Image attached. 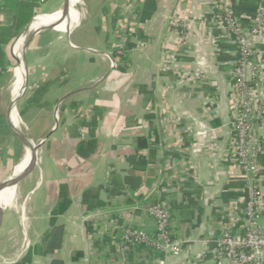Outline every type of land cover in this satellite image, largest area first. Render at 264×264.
I'll list each match as a JSON object with an SVG mask.
<instances>
[{
    "label": "crops",
    "instance_id": "1",
    "mask_svg": "<svg viewBox=\"0 0 264 264\" xmlns=\"http://www.w3.org/2000/svg\"><path fill=\"white\" fill-rule=\"evenodd\" d=\"M261 1L78 0L67 25L32 32L35 24L31 37L24 32L34 18H58L65 0L35 1L21 31L22 0H0V186L16 178L26 146L13 131L43 142L35 170L0 196L10 193L0 206V264H231L213 250L217 239L243 234L250 188L264 231V122L250 148L258 170L244 180L229 148L238 49L220 26L228 7L250 35L257 58L245 77L264 98V33H251ZM21 58L28 86L13 111L28 134L11 122ZM157 204L182 254L143 244L122 258L125 229L156 233Z\"/></svg>",
    "mask_w": 264,
    "mask_h": 264
},
{
    "label": "built area",
    "instance_id": "2",
    "mask_svg": "<svg viewBox=\"0 0 264 264\" xmlns=\"http://www.w3.org/2000/svg\"><path fill=\"white\" fill-rule=\"evenodd\" d=\"M220 26L228 35L235 38V44L240 47L241 61L234 71V86L232 93V137L230 140V157L233 165L241 171V178L251 179L258 170L257 153L250 152L251 147H259L257 138L258 124L264 122V98L257 82H249L245 77V68L255 63L248 46L250 35H246L237 24L232 10L224 9ZM252 34L264 33V0L261 1L258 18ZM121 51L119 55H123ZM118 66L112 62L111 68ZM253 96V97H252ZM259 151V150H258ZM243 211V234L237 236L225 235L216 240L213 250L219 259H227L231 264H260L257 259L264 252V231L262 221V205L256 189L250 188ZM150 214L157 221V231L153 236L127 228L121 235L118 249L121 257L134 247L147 244L156 251L182 254V245L174 239L172 221L169 211L161 204L150 208ZM133 250V249H132Z\"/></svg>",
    "mask_w": 264,
    "mask_h": 264
},
{
    "label": "bare ground",
    "instance_id": "3",
    "mask_svg": "<svg viewBox=\"0 0 264 264\" xmlns=\"http://www.w3.org/2000/svg\"><path fill=\"white\" fill-rule=\"evenodd\" d=\"M73 1V5L75 6L76 5V3H78V0H72ZM73 12V11H72ZM71 16H73V15H71ZM58 18H57V16L54 14V15H52V16H46V15H40V16H38V17H36V19L34 20V22H33V25H32V27H31V30H32V28L35 26V24H36V26L34 27V29L32 30V32H36V31H39V30H41L43 27L45 28V27H47V26H49L50 25V23H52L53 21H55V20H57ZM67 18L65 17L64 19H63V21L64 22H62L64 25H67V20H66ZM72 19V18H71ZM87 20V19H86ZM38 21V22H37ZM70 24V23H69ZM72 24V23H71ZM58 26H61V23H60V25H58ZM57 26V27H58ZM24 39V38H23ZM22 39V41H21V44H20V50H21V54L23 53V49L25 48V46H26V41H27V39H24L23 40ZM29 40V39H28ZM25 50V49H24ZM23 55V54H22ZM23 57V56H22ZM25 58V57H24ZM21 62H20V68H18L17 70H16V73H15V75H16V77H15V79H16V82H15V85H14V87H13V94L15 95V93L17 94L15 97H14V99L12 100V102H15L17 99H19V97L22 95V93H23V90H24V86H25V67H26V60L25 59H23L22 60V58H21V60H20ZM21 69V70H20ZM23 73V74H22ZM23 75H24V83H22V81H23ZM21 84H23L22 86H21ZM21 86V87H20ZM20 88V89H19ZM13 115L11 116V122H12V125H14V126H17L19 123H20V118H19V115H18V113H17V111H13V113H12ZM13 117V118H12ZM13 119H14V121H13ZM17 124H15V123ZM21 124V123H20ZM20 127H21V125H20ZM31 155H32V149H31V147H29L28 145H26L25 146V155H24V158H23V160L21 161V163H20V165L16 168V171H15V176H16V178L13 180V181H11V182H9V183H7L6 185H4V186H2L1 187V189L2 190H4V189H7V188H11L12 189V187H14L16 184H18V181L21 179V177H22V175H23V173L27 170L28 171V169H29V166H30V163H31ZM30 157V158H29ZM28 162V166L25 168V167H22V166H24L26 163ZM24 170V171H23ZM23 171V172H22ZM22 172V173H21ZM18 175V176H17ZM14 190V189H13ZM15 192V191H14ZM9 197H10V193L8 192V191H6V193H5V195H4V197H3V199H2V201H1V205L0 206H7L8 205V201H9ZM12 197V196H11ZM12 200H14V197H12ZM12 202V201H11ZM3 211H4V209L3 208H1L0 207V218L2 217V215H3Z\"/></svg>",
    "mask_w": 264,
    "mask_h": 264
},
{
    "label": "water",
    "instance_id": "4",
    "mask_svg": "<svg viewBox=\"0 0 264 264\" xmlns=\"http://www.w3.org/2000/svg\"><path fill=\"white\" fill-rule=\"evenodd\" d=\"M72 13V0H65V3H64V6L63 8L60 10V12L58 13V19L53 21L50 25V28L53 29L56 27V24H58V22L62 23L64 22L63 19L64 17L68 18L70 17ZM38 17V16H37ZM36 19V17L34 18V20ZM34 20L31 22V24L28 26V28L26 29V31L24 32V34L26 35H29L31 34L30 32V28L32 27L33 25V22ZM35 34H32L31 37H34ZM112 62L115 63V61L112 60ZM19 66H17L16 68H18ZM25 86H24V90H23V93L22 95L24 96L26 91H27V86H28V75H27V68L25 67ZM18 101V100H17ZM17 101H15L12 106H11V109L10 111L12 112L14 109H16L17 107ZM14 134L19 138L21 139V141L25 144V145H28L29 147H31L32 149V155H31V163H30V166H29V169H28V174L27 176L32 173L36 166H37V163H38V149L40 148V146L43 145V142H41L40 144H34L30 139H28L27 137H25L24 135H22L21 133H19L18 131L14 130L13 131ZM15 178H11L9 181H7L6 183L2 184L0 187L6 185L7 183L13 181ZM5 190V189H4ZM2 190L0 191V196L1 194H3L5 191ZM2 192V193H1Z\"/></svg>",
    "mask_w": 264,
    "mask_h": 264
},
{
    "label": "trees",
    "instance_id": "5",
    "mask_svg": "<svg viewBox=\"0 0 264 264\" xmlns=\"http://www.w3.org/2000/svg\"><path fill=\"white\" fill-rule=\"evenodd\" d=\"M35 1L41 2L42 0H22V3L20 4L19 16H18L16 22L14 23L15 24L14 25L15 30L21 31V30H24L28 26L30 20L34 16V12H35L34 10L36 8ZM232 38L235 42V38L234 37H232ZM237 49H238V58H239V62H240L241 61L240 47L237 46ZM113 56L116 59L121 58V61H125V58L119 56L117 54V51L113 53ZM65 209H66V207L62 208V211ZM60 211H61V208H60Z\"/></svg>",
    "mask_w": 264,
    "mask_h": 264
},
{
    "label": "rangeland",
    "instance_id": "6",
    "mask_svg": "<svg viewBox=\"0 0 264 264\" xmlns=\"http://www.w3.org/2000/svg\"><path fill=\"white\" fill-rule=\"evenodd\" d=\"M61 1H63V0H50V2H49V4H48V7L50 8V7H52V6H54V3L56 4V3H60ZM30 36L32 35V34H29ZM251 54H252V57L254 58V59H256L257 57H256V54L253 52V51H251ZM12 74L13 73H11V79H10V82L12 81ZM253 97V96H252ZM233 103H232V100H231V105H232ZM21 125V127H18V130L20 131V130H22V132L23 133H25V134H28V131H26V129H25V127H23V125L22 124H20ZM36 143V142H35ZM37 144V143H36ZM21 146H20V153H19V155H18V158H17V163H14V164H17L18 165V163L19 162H21L22 160H23V158H24V155H25V146L24 145H22V144H20Z\"/></svg>",
    "mask_w": 264,
    "mask_h": 264
}]
</instances>
